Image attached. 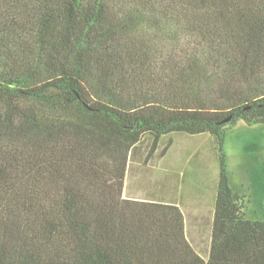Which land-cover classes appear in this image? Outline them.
I'll return each mask as SVG.
<instances>
[{"label":"trees","instance_id":"16d2710c","mask_svg":"<svg viewBox=\"0 0 264 264\" xmlns=\"http://www.w3.org/2000/svg\"><path fill=\"white\" fill-rule=\"evenodd\" d=\"M238 121L264 124V0H0V264H264ZM172 133L218 152L206 260L176 204L124 197L130 153Z\"/></svg>","mask_w":264,"mask_h":264},{"label":"rangeland","instance_id":"374dc122","mask_svg":"<svg viewBox=\"0 0 264 264\" xmlns=\"http://www.w3.org/2000/svg\"><path fill=\"white\" fill-rule=\"evenodd\" d=\"M169 140L172 143L162 157ZM151 144L152 138L146 135L130 153L124 197L176 203L182 200L183 206L188 200L189 204L205 200L199 218L186 215V219L188 239L207 259L213 191L219 173L213 138L208 134L172 133L161 138L147 159ZM223 152L231 188L245 197L246 219L264 222V124L238 121L225 130Z\"/></svg>","mask_w":264,"mask_h":264},{"label":"crops","instance_id":"0c3cea01","mask_svg":"<svg viewBox=\"0 0 264 264\" xmlns=\"http://www.w3.org/2000/svg\"><path fill=\"white\" fill-rule=\"evenodd\" d=\"M214 192L215 191H213V193ZM191 193H192L191 196H193V192L192 191H191ZM131 199H133V198H131ZM135 200H139V199H135ZM142 201H146V200H142ZM148 201H154V200H148ZM190 201L191 200L186 201L185 206L182 205V203H181L182 200H179L177 203L176 202H165V203H173V204H176L179 207V209L182 211V213L184 215V219H185L186 236H187V226H188L187 219H186V215H188L189 217H191L193 219L199 218L200 214L203 213V211L201 212V208L206 203V201L203 200V201H199V202L197 201L196 203H193V204H189ZM157 202H163V201H157ZM214 202H215V195L213 194V206H212L213 212H212V217L210 218V226H209L210 232H211V224H212L213 213H214ZM187 238H188V236H187ZM189 242H190V240H189ZM209 243H210V241H209ZM191 245H192V243H191ZM208 249H209V247H208ZM203 259L206 260L204 257H203Z\"/></svg>","mask_w":264,"mask_h":264},{"label":"water","instance_id":"95a60500","mask_svg":"<svg viewBox=\"0 0 264 264\" xmlns=\"http://www.w3.org/2000/svg\"><path fill=\"white\" fill-rule=\"evenodd\" d=\"M228 121V120H227Z\"/></svg>","mask_w":264,"mask_h":264}]
</instances>
